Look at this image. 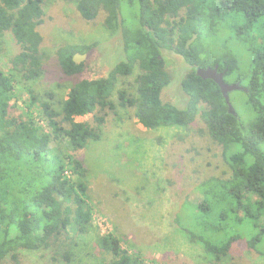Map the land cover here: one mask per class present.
<instances>
[{"label": "trees", "instance_id": "trees-1", "mask_svg": "<svg viewBox=\"0 0 264 264\" xmlns=\"http://www.w3.org/2000/svg\"><path fill=\"white\" fill-rule=\"evenodd\" d=\"M76 3L81 16L95 20L107 13L110 31L122 29L125 49L132 51L128 60L116 65L105 78L81 80L70 90L67 100L57 109L54 97L40 104L50 133L44 132L31 112L39 104L35 91L29 90V113L15 117L13 101L18 83H35L44 75L43 24L45 0H0V36L12 35L20 51L10 60L7 74L0 67V264H19L22 251L54 253L57 263L74 264L80 238L89 235L94 214L88 200L89 171L80 154L92 142L99 141L103 116L94 123L77 118L119 106L133 108L138 122L148 130L189 128L201 119L208 135L224 149L231 179L211 183L208 199L194 208V229H182L193 243L202 246L214 264H224L235 245L255 242V250L264 249V47L252 53L253 61L242 79L249 91L234 92L243 97L244 119L229 113L220 87L212 80L197 76L198 68H229L234 62L214 60L199 41L205 36L206 22L214 28L215 15L241 16L250 27L264 18V0H59ZM137 11L136 27H128L123 6ZM187 11L180 18V12ZM134 11V12H136ZM198 35V41L187 43ZM91 48L66 45L59 52L63 72L79 76L84 65L74 62L76 54ZM164 52L181 56L191 67L182 81L187 96L185 107L165 104L162 93L172 84L166 69ZM136 66L137 96L120 89V80L132 76ZM241 81H237L240 83ZM231 97V95H230ZM232 102V101H231ZM236 110V108H235ZM237 112V110H236ZM55 144L56 148L52 146ZM230 204H215L223 199ZM256 198V200H254ZM224 224L205 238L196 230L206 229L200 217L211 212ZM244 213L239 221L237 214ZM214 236L216 237L214 239ZM251 237L248 241L247 238ZM125 240L114 234L99 236L97 248L111 257L108 264H144L138 254L125 248ZM251 247V246H250Z\"/></svg>", "mask_w": 264, "mask_h": 264}, {"label": "rangeland", "instance_id": "rangeland-1", "mask_svg": "<svg viewBox=\"0 0 264 264\" xmlns=\"http://www.w3.org/2000/svg\"><path fill=\"white\" fill-rule=\"evenodd\" d=\"M45 2L43 24L39 27L44 38L45 73L35 83L17 82L12 115L25 118L32 102L29 90H33L40 103L31 107L32 115L40 128L50 133L40 107L41 103L49 101L48 95L54 97L55 107L61 109L77 82L107 77L116 65L128 60L132 51L127 53L125 49L122 29L114 32L107 28L106 12L87 21L74 2ZM122 11L127 26L136 27L137 11L125 5ZM186 13L182 10L180 18ZM219 15H215L216 27L207 25L211 22L205 23V36L199 45L213 54L214 60L233 61L237 71L227 80L230 83L241 81L245 85L247 81L242 77L252 65V53L264 47V18L250 27L241 16H224L222 12ZM197 41L198 37L191 46ZM66 45L91 48L81 54L85 55L84 71L79 76L68 77L63 72L58 52ZM19 51L11 34L0 36V67L7 74L10 60ZM163 56L172 84L163 91L162 101L185 107L188 100L182 81L191 67L177 54L164 52ZM140 73L136 66L132 76L121 78L120 89H127L137 96ZM231 101L244 119L243 97L232 93ZM97 114L105 119L101 138L90 143L80 154L89 171L88 200L94 221L89 235L79 239L81 244L74 264H108L111 257L101 253L96 245L99 236L108 234L125 240V248L134 255L139 254L144 264H214L202 246L193 243L182 227L194 229V208L209 198L212 182L219 184L231 179L232 172L225 161L223 147L208 135L201 119L189 128L148 130L138 122L133 108L119 106L116 112H96L76 121L94 123ZM52 147L55 149V144ZM225 201L224 198L214 202L222 205ZM225 204L230 202L227 200ZM211 210L200 217L206 229L196 230L205 238L213 236L216 228L224 227L213 205ZM237 216L240 221L244 213ZM259 224L264 228V216ZM248 243L245 240L237 243L224 264H264V249L255 250L256 243ZM54 257L52 252L22 251L19 264H63V261L53 260ZM8 264L14 263L9 261Z\"/></svg>", "mask_w": 264, "mask_h": 264}, {"label": "water", "instance_id": "water-1", "mask_svg": "<svg viewBox=\"0 0 264 264\" xmlns=\"http://www.w3.org/2000/svg\"><path fill=\"white\" fill-rule=\"evenodd\" d=\"M198 35L194 34L193 38L188 41L187 48L190 49L191 43L194 42L195 39H197ZM85 59V55L76 54L74 57V62L77 65H81L83 60ZM197 76L204 79V80H212L214 81L221 89V92L226 100L229 113L238 117V114L231 102L230 95L234 92H249L245 86H243L241 83H232L228 84L224 80V75L219 73V64L215 68H198L196 70Z\"/></svg>", "mask_w": 264, "mask_h": 264}, {"label": "flooded vegetation", "instance_id": "flooded-vegetation-1", "mask_svg": "<svg viewBox=\"0 0 264 264\" xmlns=\"http://www.w3.org/2000/svg\"><path fill=\"white\" fill-rule=\"evenodd\" d=\"M191 40V39H190ZM218 64H216V66H217ZM215 66V67H216ZM214 67V68H215ZM211 68V67H210ZM167 69V68H166ZM219 73H221V74H225L224 75V80L228 83V84H232V83H230L228 80H227V78L229 77L228 75H229V68H225V67H221V65L219 64Z\"/></svg>", "mask_w": 264, "mask_h": 264}]
</instances>
